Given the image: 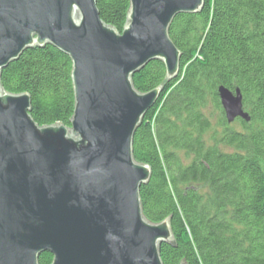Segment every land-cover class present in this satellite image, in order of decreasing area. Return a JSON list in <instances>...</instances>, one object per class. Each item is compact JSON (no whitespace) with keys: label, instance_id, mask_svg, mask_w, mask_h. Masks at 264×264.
<instances>
[{"label":"water","instance_id":"95a60500","mask_svg":"<svg viewBox=\"0 0 264 264\" xmlns=\"http://www.w3.org/2000/svg\"><path fill=\"white\" fill-rule=\"evenodd\" d=\"M122 33L97 0H0V264H163L170 219L144 215L140 190L152 171L134 157V138L162 87L140 93L133 77L150 62L180 73L170 37L180 14L205 0H129ZM69 57L75 96L70 127H41L28 93L11 94L3 70L29 49ZM228 124L250 121L240 89H218Z\"/></svg>","mask_w":264,"mask_h":264},{"label":"trees","instance_id":"16d2710c","mask_svg":"<svg viewBox=\"0 0 264 264\" xmlns=\"http://www.w3.org/2000/svg\"><path fill=\"white\" fill-rule=\"evenodd\" d=\"M97 5L122 33L130 1ZM169 33L181 52L178 77L168 81L161 61L133 77L140 93L162 87L136 131L134 157L152 171L140 190L145 217L170 219L174 237L160 246L163 264H264V0H205L200 13L178 15ZM71 73L69 57L47 45L4 69L1 85L31 96L39 126L70 127ZM220 86L241 90L249 122L228 124ZM52 262L49 253L39 258Z\"/></svg>","mask_w":264,"mask_h":264},{"label":"rangeland","instance_id":"374dc122","mask_svg":"<svg viewBox=\"0 0 264 264\" xmlns=\"http://www.w3.org/2000/svg\"><path fill=\"white\" fill-rule=\"evenodd\" d=\"M207 115L208 117L211 118V121H212V125L214 127L217 126V123H218V114L216 113V111H214L213 107L211 106V108L207 111ZM236 129L240 130V127L237 125L235 126Z\"/></svg>","mask_w":264,"mask_h":264}]
</instances>
